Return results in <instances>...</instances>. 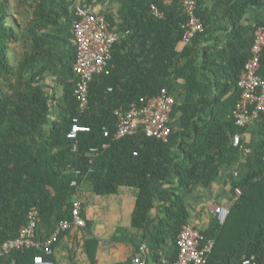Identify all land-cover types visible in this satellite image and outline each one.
Here are the masks:
<instances>
[{"label":"trees","instance_id":"trees-1","mask_svg":"<svg viewBox=\"0 0 264 264\" xmlns=\"http://www.w3.org/2000/svg\"><path fill=\"white\" fill-rule=\"evenodd\" d=\"M201 1L203 31L181 49L185 16L178 0H117V12L105 3L101 14L118 38L105 70L93 75L88 106L81 110L74 94L75 44L68 43L65 59L61 53L62 33L72 31L76 18L75 0H0V243L18 235L32 207L39 212L35 240L44 242L70 217L82 187L99 196L128 187L135 191L130 226L117 227L111 240L134 251L112 264H130L142 244L152 260L145 264H172L178 233L191 219L186 195L211 188L226 169L224 184L235 199L222 223L213 216L199 228L213 241L205 264H241L251 257V264H264V112L245 127L232 118L240 71L256 27L264 25V0H216L210 10ZM250 7L261 17L246 26L242 18ZM217 11L227 27L208 25V12ZM222 29L225 43L217 33ZM216 69L225 71L226 80L215 76ZM47 70L57 88L46 90ZM259 73L264 75V59ZM163 88L174 97L167 140L143 131L114 137L116 111L143 104ZM75 122L89 130L70 139ZM246 133L249 141L242 137L233 145L234 135ZM81 215L85 225L61 232L52 250L63 235L90 232L82 209ZM91 236L84 250L96 264L99 239ZM37 254L56 264L53 253L35 247L1 255L0 264H35Z\"/></svg>","mask_w":264,"mask_h":264},{"label":"built area","instance_id":"built-area-1","mask_svg":"<svg viewBox=\"0 0 264 264\" xmlns=\"http://www.w3.org/2000/svg\"><path fill=\"white\" fill-rule=\"evenodd\" d=\"M185 20L182 24L183 35L180 43L185 45L199 32L203 31V23L197 15V0H178ZM153 13L161 16L155 6ZM75 20L72 27L73 40L76 46V57L73 70L76 74L74 94L79 108L84 110L88 106L89 84L94 74L101 73L111 59V49L118 38V34L110 26L104 15L89 10L83 6H76ZM264 51V25H259L254 31V39L250 49V56L240 71L237 85L240 89L239 98L232 112L235 125L245 127L264 112V75L259 73ZM174 97L167 89L149 98L143 104L131 103L128 108L116 111L118 121L114 137L121 138L143 131L146 135L167 140L172 128L171 113ZM87 125L77 122L71 125L67 137L75 139L78 132L88 131ZM104 135L109 132L105 129ZM241 142L240 135L232 138L233 145ZM106 145H104L105 147ZM236 175V172H235ZM76 185V181H72ZM239 194V190H236ZM235 199V197H234ZM233 199V201H234ZM230 205V203H229ZM229 205H220L217 210L219 222H223L229 212ZM81 200L74 197L71 205L70 217L58 222L51 235L44 242L35 240V229L39 220V212L32 207L27 215V221L19 228L15 238L0 243V256L13 250L25 248H44L47 254L52 253V244L61 232L71 227L85 225L81 215ZM178 253L172 264H205L213 247V241L207 239L193 223L182 226L177 236ZM142 247L141 249H143ZM253 257L244 259L241 264H251ZM162 261L167 263L163 258ZM136 264H145L139 257H134ZM35 264H53L41 254L34 256Z\"/></svg>","mask_w":264,"mask_h":264},{"label":"crops","instance_id":"crops-1","mask_svg":"<svg viewBox=\"0 0 264 264\" xmlns=\"http://www.w3.org/2000/svg\"><path fill=\"white\" fill-rule=\"evenodd\" d=\"M170 1L171 0H166V3H170ZM215 1L216 0H202L201 2L203 7H206L208 10H210ZM75 3L76 6H83L82 0H75ZM105 3L107 4L110 11L117 12V0H106ZM104 4H97L94 7L88 8L87 6H85V8L94 12L101 13V10L104 8ZM209 12L208 25L210 27H227L228 22L226 21L225 16H223L222 11H217L213 15H211ZM260 12L261 10L258 8H248L242 18L243 24L246 26L253 25L255 21L259 17H261ZM198 17L201 20V17L199 15ZM217 33L220 43H225V41L228 40L226 30L222 29ZM62 37H65L66 39L62 42L61 46V53L63 55V58L65 59L66 53H68V43H75L71 30H66L65 32H63ZM182 47L183 45L179 43L178 49H181ZM220 49H222V46H220ZM46 73L49 75L45 80L46 90L51 88V86L56 87L53 80L54 76L51 75L52 71L47 70ZM214 74L219 80H226L225 71L216 69ZM238 135H240L241 141L242 137H244L245 141H249L251 137L250 133ZM226 172L227 170L224 169L222 174L214 182L211 188L203 189L201 187H198L193 191V193L186 195L187 202L191 207V219L188 223H193L198 228L204 227L208 224L213 216L217 215V210L220 205H229V203L231 204L234 197L232 195H228V192L226 190L227 186H225L224 184L226 180ZM79 197L82 201L81 209L84 211L86 218L91 221V225L89 226L91 234L88 230L86 232L78 230L74 233H70V235H63L59 239L56 247L52 250L55 263L90 264L88 256L84 250L85 245L83 241L84 239L87 240L89 237H92L91 235L99 239L96 264H112L117 261H124L129 258L134 251L132 246H130L126 242H113L111 240V236L115 232V229L119 226L129 228L130 216L135 202V191L132 188L121 187L115 194L109 196H99L92 193L87 187H82L77 198ZM131 232L135 231L131 230ZM73 235L76 237H74ZM142 247L144 248L141 249ZM145 247L146 245L142 244L140 247L142 252L140 254L136 253L135 255L139 256L145 263H148V257L150 256L149 254H147V252H145ZM130 264L136 263L132 259Z\"/></svg>","mask_w":264,"mask_h":264},{"label":"rangeland","instance_id":"rangeland-1","mask_svg":"<svg viewBox=\"0 0 264 264\" xmlns=\"http://www.w3.org/2000/svg\"><path fill=\"white\" fill-rule=\"evenodd\" d=\"M148 260H149V263H151V262H152V260H151V257H148Z\"/></svg>","mask_w":264,"mask_h":264}]
</instances>
